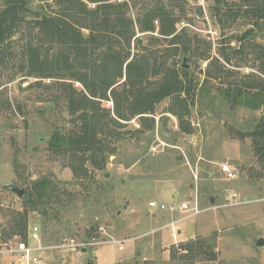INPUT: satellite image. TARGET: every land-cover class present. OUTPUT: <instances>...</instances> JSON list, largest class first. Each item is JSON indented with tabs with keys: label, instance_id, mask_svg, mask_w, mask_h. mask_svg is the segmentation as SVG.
Returning a JSON list of instances; mask_svg holds the SVG:
<instances>
[{
	"label": "rangeland",
	"instance_id": "rangeland-1",
	"mask_svg": "<svg viewBox=\"0 0 264 264\" xmlns=\"http://www.w3.org/2000/svg\"><path fill=\"white\" fill-rule=\"evenodd\" d=\"M157 1L129 0V15L136 20L139 12ZM224 1V12L227 8L236 11L234 0ZM37 3L35 0L34 7ZM170 5L181 18L176 27L177 32L184 29L182 41L192 39L199 52L185 53L182 43L171 45L158 28L140 32L138 27L133 52H148L157 60L159 74L152 75V81H158L168 69L181 73V68L187 69L198 88L206 80L209 95L217 97V104L211 107L207 95L195 97L188 117L193 126L189 134L181 133L178 119L166 112L169 99L157 105L154 132L141 126L137 117L120 120L123 126L117 125L114 130L117 138H107L116 152L104 170L88 164L91 177L87 183L78 182L66 161L49 149L56 129L65 133L75 126L60 82L51 78L36 82L35 78L22 76L19 49L23 40L19 34L13 37L12 55L0 52V232H12L10 221L15 213L23 211L22 200L32 181L45 177L60 185L69 205L62 221L51 228L43 226L41 212L29 211L28 228L37 225L42 244L47 247L69 239L81 245L40 251L42 264H264V245H256L257 239L264 238V176H255L264 172L254 156L251 138L239 134L252 129L264 111L231 108L215 89L219 81L207 80L206 76L216 68L212 60L218 57L220 45L234 54L236 36L248 26L241 17L229 18L224 26L219 24L215 0H172ZM255 40L264 42L260 32ZM203 53L211 58L202 59ZM185 58L188 68L184 67ZM237 59L234 57L233 62L243 67L226 65L235 74L225 76V81L251 71L241 58ZM75 87L83 89L80 83ZM57 96L58 101L53 102ZM102 107L116 117L111 100L103 101ZM223 164L236 170L238 178L229 180L221 171ZM97 183H107L101 202L84 198L85 189ZM8 185L23 188L24 195L19 198ZM231 192L245 203L231 205ZM152 200L176 205L188 201L204 211L178 223L174 230L168 223L183 214L152 208ZM89 227L94 230L92 235L88 234ZM203 238L214 243L216 259L183 256L180 244ZM17 241L19 236H8L0 239V247H12ZM112 241H122L124 248L109 243ZM0 260L2 264H22L18 255L10 253H0Z\"/></svg>",
	"mask_w": 264,
	"mask_h": 264
},
{
	"label": "trees",
	"instance_id": "trees-1",
	"mask_svg": "<svg viewBox=\"0 0 264 264\" xmlns=\"http://www.w3.org/2000/svg\"><path fill=\"white\" fill-rule=\"evenodd\" d=\"M34 1L3 0L0 52L12 55L13 37L19 34L23 40L19 49L22 76L35 78L36 82L44 78L60 82L75 126L65 133L56 129L49 141V149L66 161L74 178L81 184L87 183L91 177L88 164L94 169L104 170L109 157L116 152L107 138H117L114 130L117 125L123 126L120 120L137 117L141 126L154 132L157 105L169 99L166 112L178 119L181 133L189 134L193 126L188 117L195 97L207 95L210 106H216L217 97L209 95L206 80L198 88L189 70L181 68L182 73L175 69L164 71L162 77L154 82L150 77L159 74L157 60L148 52H133L137 27L140 32H154L158 28L159 34L169 38L171 45L182 43L185 53L199 52L192 39L182 41L184 29L177 32L176 25L181 18L175 15L170 5L172 0H158L139 12L136 20L129 15V0H38L36 7ZM234 1L236 11L227 8L224 12L225 1L215 0L218 23L224 26L229 18L241 17L248 27L236 36L238 46L232 48L234 54L220 45L218 57L212 60L216 68L206 73L207 80L219 81L215 89L231 108L243 106L264 111V42L255 40L259 32L264 38V0ZM234 57L241 58V63L251 71L225 81V76L235 74L226 65L243 67L233 62ZM201 58L209 60L211 57L203 53ZM212 61L207 66L210 67ZM75 83H80L83 89H77ZM58 98L54 97L52 101L57 102ZM110 100L114 103L112 113L115 118L111 110L102 107L103 101ZM239 134L240 137L251 138L254 156L262 163L261 171L264 172V112L252 129ZM255 176L264 175L256 173ZM106 185L97 183L95 187L86 188L87 194L83 197L99 202ZM59 186L45 177L32 181L22 200L23 211L15 213L10 221L12 232L8 234L3 230L0 239L19 236V241L27 242L29 211L41 212L45 227H55L56 221L61 222L69 203ZM76 195L79 197L81 194L78 192ZM93 233L89 227L88 234ZM180 248L184 257L217 258L214 243L207 238L188 241L180 244Z\"/></svg>",
	"mask_w": 264,
	"mask_h": 264
},
{
	"label": "built area",
	"instance_id": "built-area-1",
	"mask_svg": "<svg viewBox=\"0 0 264 264\" xmlns=\"http://www.w3.org/2000/svg\"><path fill=\"white\" fill-rule=\"evenodd\" d=\"M152 150L155 151L156 148H153ZM221 171L225 174V176L229 180H235L239 176L238 172L233 168H231L229 164H223L221 167ZM229 199L233 201L231 202V205H240L245 203L240 199L239 195L236 192H231ZM149 206L152 208L159 209L160 211H167L173 214H177V212H180L181 214H183L182 216L168 223L167 226H171L174 230H176L175 228L178 223L184 221L187 218L196 216L204 211L199 207L197 203L192 204L188 201H183L179 205H176L174 202L166 203V202L152 200L149 202ZM109 243H118L120 244L119 245L120 249L124 248V246L122 245L123 243L122 241H112ZM79 246L81 245L76 243L74 239H69V240H65L59 246L47 247L42 244L40 228L37 225H32L28 230L27 242L17 241V243L12 247H6V248L0 247L1 248L0 253H10V254L18 255V259L22 264H31V263L42 264L43 260L38 255L40 251L46 249H55V248H64V247L75 249Z\"/></svg>",
	"mask_w": 264,
	"mask_h": 264
},
{
	"label": "water",
	"instance_id": "water-1",
	"mask_svg": "<svg viewBox=\"0 0 264 264\" xmlns=\"http://www.w3.org/2000/svg\"><path fill=\"white\" fill-rule=\"evenodd\" d=\"M252 30H254V28H252ZM138 43H142V41L139 39L138 40ZM186 62V58L184 60V67L188 68V65L185 63ZM8 189H10L11 191H13L14 193H16L19 198H21L24 193H25V190L23 188H19L18 186H14V185H8L6 186ZM256 245L257 246H263L264 245V238H259L256 240ZM88 264H94L93 262H88Z\"/></svg>",
	"mask_w": 264,
	"mask_h": 264
},
{
	"label": "crops",
	"instance_id": "crops-1",
	"mask_svg": "<svg viewBox=\"0 0 264 264\" xmlns=\"http://www.w3.org/2000/svg\"><path fill=\"white\" fill-rule=\"evenodd\" d=\"M0 264H2L1 260H0Z\"/></svg>",
	"mask_w": 264,
	"mask_h": 264
}]
</instances>
